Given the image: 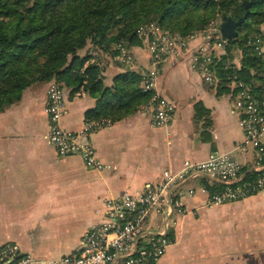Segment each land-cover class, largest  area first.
<instances>
[{
    "label": "crops",
    "instance_id": "1",
    "mask_svg": "<svg viewBox=\"0 0 264 264\" xmlns=\"http://www.w3.org/2000/svg\"><path fill=\"white\" fill-rule=\"evenodd\" d=\"M260 28L264 32V23ZM130 46L134 62L130 67L108 65L105 84L120 71L149 67L146 48L141 43ZM190 58L191 52H186L164 62L156 75L154 90L174 103L165 124H153L150 112L141 106L85 137L78 135L107 164L102 169L87 166L80 154L61 155L48 141V81L26 87L18 101L0 109V246L15 243L45 264L77 249L87 226L104 217L105 196L164 184L163 208L169 197L181 199L185 208L173 210L175 218L173 212L169 216L172 239L154 264H264V238H255V207L239 205L255 201L264 190L211 203L199 189L212 185L204 184L202 174L166 182L164 172L177 173L186 159L200 161L214 150L234 153L244 145L233 97L227 89L204 82L190 68ZM70 89L60 123L79 133L95 97ZM245 154L249 157L248 149ZM242 208L249 212L240 217ZM165 218V210L154 211L150 227L159 230Z\"/></svg>",
    "mask_w": 264,
    "mask_h": 264
},
{
    "label": "built area",
    "instance_id": "2",
    "mask_svg": "<svg viewBox=\"0 0 264 264\" xmlns=\"http://www.w3.org/2000/svg\"><path fill=\"white\" fill-rule=\"evenodd\" d=\"M212 21V20H211ZM188 33H179L162 28L149 21L137 26L136 33L144 41L149 67L142 69L141 87L152 89L153 93L143 108L150 112L155 125L165 124L174 110V103L155 91L156 75L162 63L181 57L190 42L197 40L191 52L190 68L198 72L204 82L217 86L220 77L216 63L225 57L232 70L227 75L229 94L233 97L234 109L238 112V123L243 132L244 145L240 148L243 159L230 151H211L200 161L184 160L177 173L164 172L167 181L183 179L189 175L202 174L219 180L220 187L202 185L201 191L207 194L208 202L221 203L240 199L264 189V33L256 32L247 39L260 57L262 68H258L250 82L239 76L242 51L233 48L229 51V38L220 31L214 21ZM116 58L121 63L132 64L135 56L131 46L124 39L113 42ZM238 59H233L234 55ZM83 87L79 91L84 92ZM44 110L48 119V141L61 155L81 154L85 164L102 169L103 163L94 146L78 135L87 136L91 131L105 124L107 118L84 119L81 131L75 132L63 127L61 116L66 111V87L55 80L47 83ZM252 144L249 157L245 154L246 144ZM193 189L190 188L189 192ZM164 184L146 186L121 195H108L103 198L104 217L90 223L83 232L76 250L57 258L45 260V264H154L171 242L168 218L176 210H184L183 201L171 199L163 208ZM167 200V199H166ZM165 210L166 218L159 230L150 227V216L154 211ZM15 243L0 246V264H39L40 260L30 252H23Z\"/></svg>",
    "mask_w": 264,
    "mask_h": 264
},
{
    "label": "trees",
    "instance_id": "3",
    "mask_svg": "<svg viewBox=\"0 0 264 264\" xmlns=\"http://www.w3.org/2000/svg\"><path fill=\"white\" fill-rule=\"evenodd\" d=\"M217 16H244L235 25L237 36L228 37V49L242 51L239 76L250 82L262 63L247 39L263 32L264 0H0V109L18 101L33 83L55 80L71 93L82 86L95 97L85 119H120L147 103L153 90H143L140 72L130 68L105 84L100 64L86 63L90 54L80 49L91 43L110 50L120 39L141 43L136 28L149 21L185 34ZM216 66L217 86L229 91L232 69L225 57ZM203 177L204 184L222 185Z\"/></svg>",
    "mask_w": 264,
    "mask_h": 264
},
{
    "label": "rangeland",
    "instance_id": "4",
    "mask_svg": "<svg viewBox=\"0 0 264 264\" xmlns=\"http://www.w3.org/2000/svg\"><path fill=\"white\" fill-rule=\"evenodd\" d=\"M212 21H214L216 23V25L220 26V22L222 21L221 18H219L218 16L217 17H214L213 19H211ZM209 20V21H211ZM208 21V22H209ZM211 21V22H212ZM264 23V22H263ZM207 24V23H206ZM206 24H198V25H195L194 29L196 28H201L203 26H205ZM141 39V38H140ZM196 43H197V40L195 41H192L190 42V45H189V51H192L195 47H196ZM141 44L144 46V41L141 40ZM114 46L112 45L111 46V49L110 50H113L114 51ZM110 50H104L102 48H99L97 47L96 45H93L91 43H87L82 49H80V53L81 54H84V53H88L90 54L91 56L88 58V60L86 61V63L88 62H97V58L95 57L97 55L98 57V61L101 63L102 67H101V74L103 76V79H106L107 80V76H108V73H107V66L109 65V67L111 68L113 66V64H118V65H122V66H126V67H130V64H125V63H121L119 62V60L116 58V53L114 52H111ZM186 52H189L188 49L185 50ZM185 52V53H186ZM184 53V54H185ZM183 56V55H182ZM177 58H180V57H177ZM177 58H174V59H177ZM233 59L236 61L238 59V55H234ZM135 60V59H134ZM108 61V62H106ZM107 63V65H106ZM103 65H105V67L103 68ZM108 71H109V68H108ZM195 71V70H193ZM196 72V71H195ZM105 80V81H106ZM104 81V80H103ZM140 84H141V81H140ZM23 94V93H22ZM47 96V95H46ZM85 119V118H84ZM240 126V125H239ZM247 146V149H248V153L249 155L251 154V149L253 148L252 147V144L250 142H248L246 144ZM241 151L239 149H236L234 151L235 153V156L237 158H240L241 157ZM233 153V152H232ZM78 154V153H77ZM81 155V154H80ZM82 157V156H81ZM264 190V189H263ZM261 192V191H259ZM259 198H257L255 201L253 202H248V200L246 199V201L244 203H240L239 205L242 206V207H251L252 205L255 207V218H256V226H255V238L256 239H263L264 238V193H261L259 194ZM246 212H249L247 209H239L238 210V213H239V216L242 217L243 215H246L245 213ZM177 212L174 211L173 214H172V218H175L177 216ZM243 221H246L243 220ZM244 226V225H243ZM262 247V246H261ZM57 258V257H55ZM50 259V258H49Z\"/></svg>",
    "mask_w": 264,
    "mask_h": 264
},
{
    "label": "water",
    "instance_id": "5",
    "mask_svg": "<svg viewBox=\"0 0 264 264\" xmlns=\"http://www.w3.org/2000/svg\"><path fill=\"white\" fill-rule=\"evenodd\" d=\"M244 16H240L236 19H230V18H223L220 22V31L223 35L229 38H235L237 36V31L235 29V25L242 21ZM23 252H20L22 254Z\"/></svg>",
    "mask_w": 264,
    "mask_h": 264
}]
</instances>
